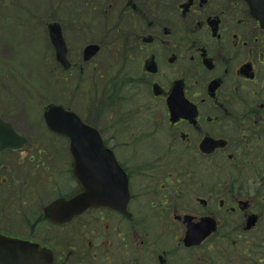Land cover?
Returning <instances> with one entry per match:
<instances>
[{"label":"flooded vegetation","instance_id":"flooded-vegetation-1","mask_svg":"<svg viewBox=\"0 0 264 264\" xmlns=\"http://www.w3.org/2000/svg\"><path fill=\"white\" fill-rule=\"evenodd\" d=\"M90 3L104 15L107 35L85 39L93 25L80 16L68 26L46 21L43 112L35 103L0 112L25 138L23 148L0 153V172L10 174L0 175V185L21 212L31 208L26 197L48 184L60 187L54 200L80 194L81 167L110 162L90 160V140L72 146L59 132L43 135L37 120L44 124L50 106L63 124L72 113L98 131L119 167L109 180L121 182L124 171L129 202L64 223L45 216L46 206L30 210L28 237L18 238L52 252L55 264H250L240 258L251 255L252 264H264V0ZM53 22L61 25L65 60L51 40ZM88 44L100 48L86 61ZM108 117L115 126L101 129ZM84 151L89 161L80 162ZM120 190L121 183L110 195L120 199ZM208 218L215 229L198 245L185 244L188 225ZM171 219L183 233L148 237L152 222L162 228Z\"/></svg>","mask_w":264,"mask_h":264},{"label":"rangeland","instance_id":"rangeland-1","mask_svg":"<svg viewBox=\"0 0 264 264\" xmlns=\"http://www.w3.org/2000/svg\"><path fill=\"white\" fill-rule=\"evenodd\" d=\"M1 1L0 96L3 101L0 102V112H4L5 104H8V106H19L22 103L29 105L35 103L38 105L37 110L42 113L49 98L44 58L46 51L45 22L59 19L68 26L67 20H73L75 23L78 16L82 20L87 18L88 22L93 26L90 31L88 29L83 30L86 34L85 39H91V37L100 39L107 35L105 28L102 27L105 24L104 15L98 11V7L94 9V5L90 3L92 0H6V4L1 3ZM10 24L13 27H8ZM5 26L8 28H4ZM126 107L128 108V105ZM30 113L34 114L35 111H30ZM32 118L38 119V115H34ZM136 121L140 124H145L140 120V117ZM113 122L114 120L108 117L100 121L102 123L100 127L101 129L113 128L115 126ZM37 125L42 134L46 135L48 130L43 122L37 120ZM3 174L7 178L10 176V174L0 172V175ZM42 187L43 189H37V191H34V194L26 197V199H30V196L33 197L31 208L27 206L24 208V211L16 212V209L21 207L20 204L16 206L11 204L8 201V199L12 198L9 195L11 191L4 185H0L1 233L10 234V236L16 238H26L23 235L24 233L27 234L24 222L27 219L26 216L29 214V211L32 210V214H36V210L39 209L38 211L41 213V209L47 206L58 195L60 188L52 184ZM163 222L162 228L157 223L152 222L146 233L149 238L160 236L162 235L161 233L175 234L174 232L178 231L184 232V228L182 229L180 225L177 227L172 219L171 221L167 220ZM166 225L169 226L165 227ZM253 236L252 234L247 237L253 239ZM229 250L233 255L234 247L230 246ZM240 260H246V262L252 264L254 258L251 255L249 258L244 256Z\"/></svg>","mask_w":264,"mask_h":264},{"label":"water","instance_id":"water-1","mask_svg":"<svg viewBox=\"0 0 264 264\" xmlns=\"http://www.w3.org/2000/svg\"><path fill=\"white\" fill-rule=\"evenodd\" d=\"M49 33L54 46H56L58 57L65 60L66 46L64 44L63 35L61 34V26L53 22L49 27ZM99 51V46L90 44L85 49V60L88 61ZM60 108L58 113L60 114ZM61 115V114H60ZM46 126L54 132H60L72 139V146L81 138L90 140L87 155L91 156V161L110 160L104 164H93L92 167H81L78 180L81 183L82 193L71 198V200L61 199L49 204L45 209V215L50 217L57 223L70 220L75 214H81L84 210L94 207H109L113 210L120 209L123 202L125 207L128 204L130 190L128 189V179L122 170L121 182H111L109 176L111 171L119 170L116 158L112 152L107 149L101 140L97 130L82 124L80 119L72 113H68L67 123L63 124L60 117H54L52 109L49 106L44 112ZM25 138L16 133L9 123L0 119V152L10 149H19L24 146ZM85 151L82 152V162H87L84 157ZM95 172L92 176L89 173ZM121 183L120 199L110 195V189L119 186ZM57 217V218H55ZM189 220V219H188ZM197 225L189 224L185 244L198 245L213 231L215 223L213 220L202 219ZM254 218H250L248 228L253 225ZM52 252L42 248L36 243L21 239H13L0 234V264H54Z\"/></svg>","mask_w":264,"mask_h":264}]
</instances>
